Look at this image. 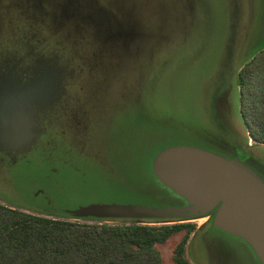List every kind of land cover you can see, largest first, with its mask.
I'll use <instances>...</instances> for the list:
<instances>
[{
    "label": "rangeland",
    "instance_id": "1",
    "mask_svg": "<svg viewBox=\"0 0 264 264\" xmlns=\"http://www.w3.org/2000/svg\"><path fill=\"white\" fill-rule=\"evenodd\" d=\"M263 48L264 0H0V66L55 57L64 67L65 94L51 137L68 148L86 145L85 172L63 169L57 184L44 178L51 166L45 163L7 175L0 166V204L55 220L129 225L44 215L34 208L52 207L35 193L47 191L60 209L183 205L150 168L159 150L180 144L236 160L264 181V145L249 136L236 83L243 64ZM241 141L254 146L246 156ZM187 221L197 226L185 244L191 264H260L247 243L212 227L208 216ZM183 235L153 245L162 264H174Z\"/></svg>",
    "mask_w": 264,
    "mask_h": 264
},
{
    "label": "water",
    "instance_id": "2",
    "mask_svg": "<svg viewBox=\"0 0 264 264\" xmlns=\"http://www.w3.org/2000/svg\"><path fill=\"white\" fill-rule=\"evenodd\" d=\"M50 71L24 87L14 79L0 82V147L17 148L35 134L25 100L43 97ZM156 179L184 200L180 206L91 202L65 212L76 218L187 221L211 215L212 227L246 242L264 264V181L236 160L193 145H170L151 159Z\"/></svg>",
    "mask_w": 264,
    "mask_h": 264
},
{
    "label": "trees",
    "instance_id": "3",
    "mask_svg": "<svg viewBox=\"0 0 264 264\" xmlns=\"http://www.w3.org/2000/svg\"><path fill=\"white\" fill-rule=\"evenodd\" d=\"M236 83L240 114L246 123L251 119L247 123L249 136L264 145V48L243 64ZM42 214L70 215L64 211H43ZM121 221L132 223L81 224L41 217L0 204V264H162L153 245L180 231H184V235L175 248L174 264H191L184 255L185 244L189 234L196 230V224L178 221L152 226L139 222L163 220Z\"/></svg>",
    "mask_w": 264,
    "mask_h": 264
},
{
    "label": "flooded vegetation",
    "instance_id": "4",
    "mask_svg": "<svg viewBox=\"0 0 264 264\" xmlns=\"http://www.w3.org/2000/svg\"><path fill=\"white\" fill-rule=\"evenodd\" d=\"M45 70L50 71L51 87L46 90L43 97L35 94L34 97H29L25 100L24 109L30 118L31 131L35 136L31 138L28 144L17 148H4L0 147V166H2L3 173L11 174V172L20 165H28L32 162L45 163L49 167V171L46 172L44 178L53 181L54 184L58 183L55 177L61 173L63 169H70L72 171H81V174L86 170V145L82 149L68 148L61 145L60 137L52 136V128L59 123V108L63 95L65 94V87L63 86V73L64 67L59 65L55 57L51 59L33 58L28 65L22 67H7L0 66V82L2 80H16V86L18 88L24 87L26 84H30L31 81L41 76ZM86 130V125L84 126ZM86 141V137H85ZM47 144H51L49 156L50 162L45 161L43 158L44 148ZM254 146L247 145L245 141H241L239 148L242 149V154L250 153L251 148ZM246 156V155H245ZM250 162H254L261 168L260 162L253 159V157L246 158ZM43 195L45 204L52 208H34V210L47 212H60L65 208L60 209L59 205L54 206L52 196L45 191L39 190L35 193L36 196ZM76 204L69 209L77 207ZM55 207V208H54ZM59 209H58V208ZM211 218V215H206Z\"/></svg>",
    "mask_w": 264,
    "mask_h": 264
}]
</instances>
